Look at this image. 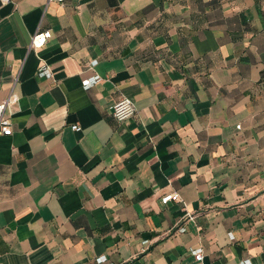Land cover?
Listing matches in <instances>:
<instances>
[{
	"label": "crops",
	"instance_id": "obj_1",
	"mask_svg": "<svg viewBox=\"0 0 264 264\" xmlns=\"http://www.w3.org/2000/svg\"><path fill=\"white\" fill-rule=\"evenodd\" d=\"M10 91L0 264H264V0H0Z\"/></svg>",
	"mask_w": 264,
	"mask_h": 264
},
{
	"label": "built area",
	"instance_id": "obj_2",
	"mask_svg": "<svg viewBox=\"0 0 264 264\" xmlns=\"http://www.w3.org/2000/svg\"><path fill=\"white\" fill-rule=\"evenodd\" d=\"M7 1L8 0H1V3H6ZM65 1L66 0H45V6H48L51 3L64 5ZM50 37H51V32L49 30L41 31L40 29H37V31H35V33L30 38L29 49L41 48L42 46L45 45V43ZM91 64L94 65L95 61H93ZM36 75L39 77L50 79L52 77V72L49 66L43 63L38 67ZM100 80L101 78L98 75L94 74L82 80V87L84 89H89ZM14 101H15V95L13 91H10L8 96L4 100L0 101V135H10L12 133L11 122L10 119L8 118L7 110ZM111 114L113 119L117 123H120L135 116L136 109L131 99L127 97H121L118 101H116L112 105ZM71 129L76 132H79L81 130V128L77 125H72ZM236 129H239V125L236 126ZM170 201L173 202L178 201V196L176 195V193L166 194L161 197V202L163 204H167ZM186 216L188 217V219L193 218V215H190L188 213L186 214ZM178 231L183 232L185 231V228L180 226L178 227ZM230 238H232L231 235ZM191 254L193 255L195 261L197 262L202 261L203 259L202 249L200 248L194 249L193 251H191ZM95 262L97 264H110L105 256L96 257ZM242 264H250V262L246 260L243 261Z\"/></svg>",
	"mask_w": 264,
	"mask_h": 264
}]
</instances>
